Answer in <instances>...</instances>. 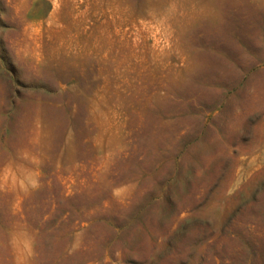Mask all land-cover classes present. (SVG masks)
I'll return each instance as SVG.
<instances>
[{
	"label": "rangeland",
	"instance_id": "1",
	"mask_svg": "<svg viewBox=\"0 0 264 264\" xmlns=\"http://www.w3.org/2000/svg\"><path fill=\"white\" fill-rule=\"evenodd\" d=\"M0 264H264V0H0Z\"/></svg>",
	"mask_w": 264,
	"mask_h": 264
}]
</instances>
